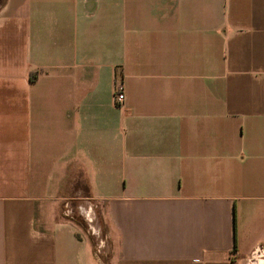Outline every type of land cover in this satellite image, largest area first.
Returning <instances> with one entry per match:
<instances>
[{
  "label": "crops",
  "instance_id": "0c3cea01",
  "mask_svg": "<svg viewBox=\"0 0 264 264\" xmlns=\"http://www.w3.org/2000/svg\"><path fill=\"white\" fill-rule=\"evenodd\" d=\"M0 264H264V0H0Z\"/></svg>",
  "mask_w": 264,
  "mask_h": 264
},
{
  "label": "built area",
  "instance_id": "2783aa9c",
  "mask_svg": "<svg viewBox=\"0 0 264 264\" xmlns=\"http://www.w3.org/2000/svg\"><path fill=\"white\" fill-rule=\"evenodd\" d=\"M112 96H113V100L114 103L116 104H120L123 100V94L121 92V85L120 84H115L112 90ZM90 205V204H89ZM87 211L85 213L82 214V218L87 222L90 233L92 235H94L96 232L92 226V221H93V213L91 211V207L88 206ZM71 210L67 207V205L65 204L62 210V214L65 217H68L70 215ZM96 235V234H95ZM104 247H105V239L104 238H99L96 237L95 238V242H94V253L95 256L99 259H101L102 257H104L105 251H104ZM260 255H263V250L259 247L254 248L251 257L254 259Z\"/></svg>",
  "mask_w": 264,
  "mask_h": 264
},
{
  "label": "rangeland",
  "instance_id": "374dc122",
  "mask_svg": "<svg viewBox=\"0 0 264 264\" xmlns=\"http://www.w3.org/2000/svg\"><path fill=\"white\" fill-rule=\"evenodd\" d=\"M73 219L74 220H76V221H78L82 226H83V228L87 231V234L89 235V236H91V234H90V230H89V227H88V224H87V222L82 218V217H80L79 215H73ZM91 237H93V235L91 236ZM94 238V237H93ZM95 240V239H94Z\"/></svg>",
  "mask_w": 264,
  "mask_h": 264
}]
</instances>
